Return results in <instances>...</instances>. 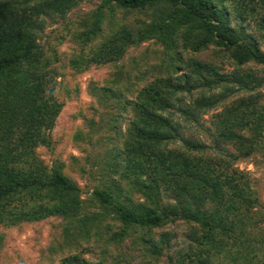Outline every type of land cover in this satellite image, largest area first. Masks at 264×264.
Masks as SVG:
<instances>
[{
	"label": "trees",
	"instance_id": "trees-1",
	"mask_svg": "<svg viewBox=\"0 0 264 264\" xmlns=\"http://www.w3.org/2000/svg\"><path fill=\"white\" fill-rule=\"evenodd\" d=\"M79 3L0 0V228L56 220L38 264H120L121 246L162 264L171 237L157 231L176 223L185 247L168 264H264V212L234 167L264 162V0H97L75 15ZM105 66L74 114L84 156L62 160L51 138L60 70ZM216 107L210 144L184 135L178 118L197 125Z\"/></svg>",
	"mask_w": 264,
	"mask_h": 264
},
{
	"label": "rangeland",
	"instance_id": "rangeland-1",
	"mask_svg": "<svg viewBox=\"0 0 264 264\" xmlns=\"http://www.w3.org/2000/svg\"><path fill=\"white\" fill-rule=\"evenodd\" d=\"M97 0H80L79 5L76 9L72 10L73 14L79 15L90 10ZM251 30H256L257 26L253 22H249ZM59 24L51 25L44 30V35L49 36L48 40H52V37L56 35L53 33L54 28H58ZM149 43H145L137 48H129L123 57L122 61L126 66L131 58L137 57L138 53L146 48ZM72 47L70 41L65 40L63 45L60 47V51L66 52ZM264 51V46L261 47ZM111 67L105 66L100 70L89 69L81 75L72 77L68 75L67 70H60V83L56 86V98L63 102V107L55 121V126L51 131L52 140L57 143L56 152L60 154L62 160L67 161L70 155L84 156V153H80L74 148L72 144V135L80 125L78 119H75L74 114L78 110H85L88 104H90V97L86 93V84L89 80H96L99 76L105 75L110 72ZM228 72L229 69L226 68ZM68 86L69 89L74 87L79 88L78 100L68 98L63 93V88ZM66 89V88H65ZM259 92L264 98V87L259 89ZM184 101L187 102V98L183 97ZM219 110L216 107L214 110L209 111L207 114L199 117L198 124L192 122L184 123L181 118L178 121L182 125L184 135L196 139L204 144H210L209 133L206 128L209 127V121L211 114ZM99 147L94 145L89 149L90 155L94 156L96 152H99ZM37 152L41 159L45 163H49L50 155L47 150L43 148L37 149ZM237 170L246 172L254 180V189L257 192L259 203L261 204V210L264 212V162L259 157L250 158L245 161H238L234 164ZM76 176V175H75ZM77 182L81 184L78 178ZM56 220L49 218L47 220L40 221L33 226L23 227L21 229H2L0 228V236L2 241L0 245V264H38L39 255L44 252V247L49 238V234L55 233ZM36 231L38 233H36ZM184 225L173 224L166 226L165 228L158 230L157 232H169L170 242L168 248L165 250L164 255L160 258L162 264H168V258L173 261L174 257L181 252L185 247ZM91 251L84 254V257L89 260H93L98 256V248L90 245ZM102 247V246H99ZM117 250H121L123 253L122 258L119 259L120 264H124L123 261H129L128 264H139V253L131 252L127 247H119ZM45 254V253H44Z\"/></svg>",
	"mask_w": 264,
	"mask_h": 264
}]
</instances>
